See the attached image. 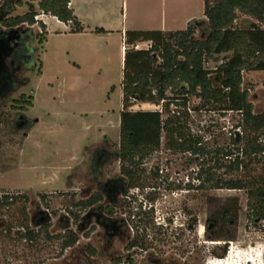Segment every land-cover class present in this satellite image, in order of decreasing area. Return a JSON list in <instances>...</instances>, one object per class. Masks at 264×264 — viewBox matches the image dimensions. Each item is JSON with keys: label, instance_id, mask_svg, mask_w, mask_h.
Here are the masks:
<instances>
[{"label": "rangeland", "instance_id": "1", "mask_svg": "<svg viewBox=\"0 0 264 264\" xmlns=\"http://www.w3.org/2000/svg\"><path fill=\"white\" fill-rule=\"evenodd\" d=\"M38 1L22 0L19 5L16 0H1L0 8L9 7L6 15L23 14L38 10ZM101 1L116 7V15L121 12L120 0ZM169 10L172 30L191 23L196 37L203 34L204 0H172ZM248 20L241 16L238 24ZM51 27L41 44V27L22 25L27 31L13 55L15 65L10 63L12 56L7 60L14 88L0 95V194L8 192L14 200L0 210V264H114L117 257H122L120 264H264V221H252L246 190L188 189L189 183L198 184L194 178L200 165H211L212 160L209 155H195L190 162V154L174 148L165 131L160 147L141 165L143 187L119 194L115 202L105 198L100 203L111 227L101 223L94 207L76 204L99 191L101 183L122 177V162L115 153L124 109L123 41L120 32L87 37L55 23ZM216 65L211 61L207 67ZM263 78L264 71H243V87L249 89L256 113L264 111ZM23 93L34 98V105L23 112L33 122L29 128L15 124L19 111L11 107L13 98ZM190 101L191 107L199 104L198 98ZM157 108L141 102L130 107ZM190 114L188 127L203 135L211 149L235 148L229 132L241 133L236 129L237 113L191 110ZM99 150L108 157L98 164ZM236 155L220 158L233 160ZM241 158L248 161L244 155ZM248 169L218 172L224 178H248L264 173V159ZM226 208L230 212L224 216ZM26 226L34 236L24 235ZM69 230L79 241L63 249ZM133 238L138 245L127 249Z\"/></svg>", "mask_w": 264, "mask_h": 264}, {"label": "trees", "instance_id": "2", "mask_svg": "<svg viewBox=\"0 0 264 264\" xmlns=\"http://www.w3.org/2000/svg\"><path fill=\"white\" fill-rule=\"evenodd\" d=\"M1 1V0H0ZM22 5V0H16ZM70 0H39L38 10L23 14L6 15L5 6L0 8V28L2 33H15L20 37L24 31L22 25L41 27L40 43L47 39V27L35 16L47 13L56 16L65 23L72 24V32H82L84 27L69 6ZM203 34L196 37V26L189 23L184 29H129L125 33V54L122 70L123 107L120 113V139L115 156L122 162V177H117V192L126 193L134 187H143L140 182L145 169L143 160L160 147L162 132L169 137V143L176 149L193 156L209 155L212 164H201L196 178L198 184L189 183L192 188L245 189L247 193L248 214L252 221H264V173H254L246 178L243 175L224 178L223 173L248 169L253 162L261 163L264 159V111L254 112L248 88L243 87L244 70L264 71V0H204ZM244 16L248 21L239 25L238 19ZM95 33L108 32L96 27ZM140 42H148L147 48L137 47ZM211 61L217 63L208 68ZM41 71V68H40ZM6 91L14 88L9 79ZM264 86V78L262 81ZM198 98L199 104L191 107V99ZM33 95L21 94L13 98L11 107L19 111L15 120L18 126L29 128L33 122L27 119L26 112L34 105ZM136 102H148L162 106L159 110L130 109ZM175 106V109H171ZM193 111H232L239 115L236 128L241 133L231 137L235 148L219 146L211 149L203 142V135L193 133L188 127L190 112ZM165 116V117H164ZM22 117L24 123H19ZM233 160L221 161L220 156L232 157ZM240 155V156H239ZM241 155L246 156V162ZM232 159V158H231ZM249 170V169H248ZM104 199L97 191L86 200H79V206L91 207ZM14 200L8 192L0 194V210ZM117 200L112 197V202ZM107 207V213L114 210ZM229 209L223 215L229 214ZM215 223L217 217H213ZM27 225V224H26ZM24 235L31 237L34 232L28 226ZM88 234V233H87ZM79 241L76 232L69 230L62 242V247H73ZM139 240L133 238L127 249L137 246ZM91 254L96 249L88 246ZM224 253L227 248H224ZM223 253V254H224ZM122 263V257L113 260ZM131 262V261H130Z\"/></svg>", "mask_w": 264, "mask_h": 264}, {"label": "crops", "instance_id": "3", "mask_svg": "<svg viewBox=\"0 0 264 264\" xmlns=\"http://www.w3.org/2000/svg\"><path fill=\"white\" fill-rule=\"evenodd\" d=\"M117 3V0H115ZM121 12L116 15L117 9L111 4H104L101 0H70L69 6L74 10L82 22V32H72V24L59 20L56 16L42 13V20L47 27V32H52V23L63 27L75 35L106 37L114 32H120L123 41L121 45V61L124 62L125 33L129 29H160L172 30V0H132V10L129 9V0H120ZM171 19V21H170ZM117 21H120L119 23ZM91 22V23H90ZM117 22L120 25H113ZM119 26V27H118ZM96 27H102L108 32L95 33ZM148 42H140L137 47L147 48ZM123 67V66H122ZM123 97V93H122Z\"/></svg>", "mask_w": 264, "mask_h": 264}, {"label": "flooded vegetation", "instance_id": "4", "mask_svg": "<svg viewBox=\"0 0 264 264\" xmlns=\"http://www.w3.org/2000/svg\"><path fill=\"white\" fill-rule=\"evenodd\" d=\"M0 37L4 38V40H5V48H4V55L5 56L3 59V68L0 70V95H4L5 93H8V91H10V90H7V92H5L6 86H7V84H9V81H5V78L14 82L13 74L11 72L12 70L10 69V67L7 66L8 65L7 60H9L10 56H12L10 63L12 65H15L16 59L13 58V55L15 56L17 54L16 51L20 47L21 37L19 34L4 33V32L2 33V35H0ZM19 123L20 124L24 123V120H22V117L19 118ZM107 157H108V154L105 151L102 152L101 150H99L97 152V155H96V161L98 164L105 162V161H107V159H106ZM117 184H118L117 178H113V179H111L107 182H103L99 185V191L103 192L104 199L107 198L111 203H112V197L115 195L117 198V196L120 194V192H117L119 190V188H117ZM100 203L97 205L91 206V208L94 207V208H92V212L96 213V215L98 216V218L102 224H104L108 227L109 226L111 227L113 222H112V220H109L110 222H108L109 218H107L106 216L104 217L102 215L101 212H102L103 206H101ZM86 219L87 218H83V223L87 222ZM132 248H134V247H132Z\"/></svg>", "mask_w": 264, "mask_h": 264}, {"label": "water", "instance_id": "5", "mask_svg": "<svg viewBox=\"0 0 264 264\" xmlns=\"http://www.w3.org/2000/svg\"><path fill=\"white\" fill-rule=\"evenodd\" d=\"M5 40L0 37V70L3 68Z\"/></svg>", "mask_w": 264, "mask_h": 264}, {"label": "built area", "instance_id": "6", "mask_svg": "<svg viewBox=\"0 0 264 264\" xmlns=\"http://www.w3.org/2000/svg\"><path fill=\"white\" fill-rule=\"evenodd\" d=\"M42 15V13H40V14H38V15H36L35 16V19L36 20H40V16ZM142 104H147L148 102H141ZM152 104V103H151ZM154 105H156V104H154ZM158 108L156 109V110H159V111H162V106H161V104L160 105H156ZM237 129V128H236ZM240 129V128H239ZM238 132H240V130H234L233 132L232 131H230L229 132V134L230 135H235V133H238ZM190 154V153H189ZM9 194V193H8Z\"/></svg>", "mask_w": 264, "mask_h": 264}]
</instances>
